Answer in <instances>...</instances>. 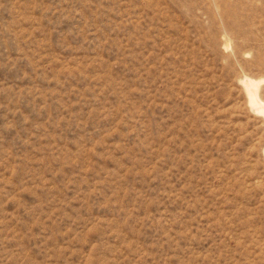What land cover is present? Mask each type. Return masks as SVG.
Segmentation results:
<instances>
[{
	"label": "rangeland",
	"instance_id": "obj_1",
	"mask_svg": "<svg viewBox=\"0 0 264 264\" xmlns=\"http://www.w3.org/2000/svg\"><path fill=\"white\" fill-rule=\"evenodd\" d=\"M263 107L264 0H0V264H264Z\"/></svg>",
	"mask_w": 264,
	"mask_h": 264
},
{
	"label": "bare ground",
	"instance_id": "obj_2",
	"mask_svg": "<svg viewBox=\"0 0 264 264\" xmlns=\"http://www.w3.org/2000/svg\"><path fill=\"white\" fill-rule=\"evenodd\" d=\"M251 85H254V83H251ZM250 100H251V103H253V104L258 103L256 100L255 92H253V91L250 92ZM262 112H264V107L262 108Z\"/></svg>",
	"mask_w": 264,
	"mask_h": 264
}]
</instances>
